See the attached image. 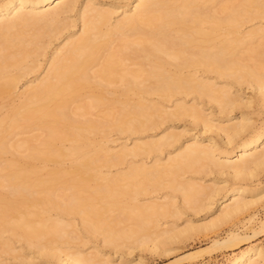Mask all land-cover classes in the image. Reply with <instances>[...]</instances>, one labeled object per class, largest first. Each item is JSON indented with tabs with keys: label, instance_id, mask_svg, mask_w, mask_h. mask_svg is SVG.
<instances>
[{
	"label": "bare ground",
	"instance_id": "1",
	"mask_svg": "<svg viewBox=\"0 0 264 264\" xmlns=\"http://www.w3.org/2000/svg\"><path fill=\"white\" fill-rule=\"evenodd\" d=\"M111 1L110 8L86 1L80 13V33L69 35L54 50L43 75H34L28 79L30 84L17 92L19 81L40 65L38 57L44 55L48 42L44 38L56 34L61 16L73 11L78 0H0V155L21 150L29 160L53 165L43 176L34 165L8 170L16 166L13 160L0 161V180L6 191L2 204L10 210L0 214L3 252L14 251L11 241L3 236L8 232L28 247L39 246L47 256L55 255L60 264H97L92 257L76 251L61 254L56 245L58 239L70 233V223L64 221V216L77 214L84 228L92 231L93 219L106 210L123 214L119 221L125 225L120 230H113L111 224L103 229L102 239L107 244L118 246V239L129 237H143L155 244L175 238L182 231L175 225L162 227L164 222H159L171 211H165L169 209L167 200L158 201L161 195L151 194L160 186L179 191L182 202L193 210L196 207L191 203L197 201H205L207 210L215 204L219 211L214 216L220 221L243 214L250 204L246 194L254 187L246 183L251 179L225 189L179 176L185 171H208L209 165L218 173L226 171L242 181L264 165V126H257L246 112L234 111L248 107L250 99L232 98L229 89L216 85L221 76L232 77L235 82L249 80L250 84L256 83V90L264 97V51H257L251 44L245 52L255 58V64L240 66L234 62L236 66L228 68L236 58L239 43L264 38V27L239 35L243 23L264 16V0ZM129 4V12L121 9L122 16L110 20L113 8ZM124 61L135 67L116 76ZM116 77L121 92L132 90L135 100L115 105L104 93L89 91L99 88L112 92L107 86L115 83ZM150 94L164 99L189 94L208 97L216 110L225 111L224 123L217 127L220 132L206 138L203 134L189 136L174 147L165 162L130 166L117 177L102 174L101 166L171 145L174 136L165 133L158 139L122 145L111 152L105 142H100L105 134L100 141L91 134L105 133L108 128L139 131L154 127L162 117L200 116L195 103L185 107L176 102L173 111H166L144 100ZM104 103L109 110L99 118L81 119L91 108ZM36 128H41L43 134L13 140L17 130ZM65 140L69 141L67 147L61 144ZM233 156L236 158L231 160ZM65 157L71 159L64 170L67 192L58 198V173L62 174L60 166ZM163 175L168 176L166 181H159ZM117 178L124 182L118 183ZM150 194L148 201H140V196ZM186 222H192L191 218ZM248 237L230 234L214 245H233ZM228 264H264V248L249 247Z\"/></svg>",
	"mask_w": 264,
	"mask_h": 264
},
{
	"label": "rangeland",
	"instance_id": "2",
	"mask_svg": "<svg viewBox=\"0 0 264 264\" xmlns=\"http://www.w3.org/2000/svg\"><path fill=\"white\" fill-rule=\"evenodd\" d=\"M86 1L89 4L96 5L103 3V7L105 8H110L113 4L111 0H78V3L73 11L61 16L60 21L58 22L61 28L56 31V34L54 36L44 38V40L48 42L44 50V55L38 57L40 65L36 71L26 75L19 81L15 91H23L30 84L28 79H32L34 75H37L38 78L42 76L47 64L54 55V50L57 47H60L69 35H77L80 33V13ZM129 7L130 4L117 9L111 8L114 12L111 14L110 20L114 22L119 19L122 16L121 9H126V11L129 12ZM38 9L39 8L36 10ZM257 27H264V16L243 23L239 27V35ZM244 42H246V44H244ZM244 42H242L243 44L239 43L236 46L237 53L235 56L236 58L234 57L235 61L233 60V64L228 68H233L239 64L240 66L244 64H255V58L251 57L253 54L251 53V58H249L247 55L249 52H245L247 50L246 47L249 48L251 44V47H255L256 50L258 49L257 51H264V38L260 37L248 42L245 40ZM234 62H236V65ZM133 67L135 66L130 64L129 61H124V63H122V68L117 71L116 76L123 73L124 69ZM211 76L212 74L208 77L209 80H211ZM216 82L217 86L223 85L226 89H229L232 98L235 97L236 99L240 97L241 101H247L250 99L248 107L241 106L242 108L239 107L234 111L237 112V110H241L242 112H246L250 115V120L254 121L257 126H264V97H262L260 92H258L259 90H256L255 82H252L251 84L249 83V80L235 82V80H232V77L227 76H221ZM107 87L109 91L112 92L107 93L105 90L99 88H91L89 91H93L95 95L104 93L105 97L113 100L115 105H118V102L125 100L133 101L136 99V95L132 90L126 93L121 92V82L118 77H116L115 83L110 84ZM174 96L164 99L162 97H158L156 94H150L145 95L144 100L151 103H157V106L165 108L166 111H173L174 104L176 102H180L185 107L191 106L195 103V106L200 108L197 112L200 116L193 119L187 115H179L178 117H162V119L157 120L159 122L154 125V127L139 131H126L108 128L105 133L91 134V137L93 139L95 138L96 141H100V138L104 137L102 134H105V138L100 142H105V145L111 152L118 151L122 145L129 147L133 143H141L144 141L158 139L165 133H171L174 136L175 141L172 140L173 142L171 141V145H164L161 146L160 149H154L146 153L143 152L134 157L126 156L113 165L101 166L100 170L102 174H108L109 176L114 175L117 177L119 173L127 171L130 166L140 165L142 163H144L145 166H149L152 164L154 165L155 162H165L167 156H171L173 154L172 150L174 147L178 145L179 142L188 139L189 136L203 134V137L206 138L217 135V133L220 132L217 127L224 123L225 111L219 112L216 110L214 107L215 103L209 101L208 97L195 98L193 94H189L187 96ZM107 110H109V107L106 103L100 104L97 108H91L90 112L83 115L82 118H79L97 119L101 113ZM206 123H208V125L204 126ZM66 129L67 131L70 130L68 127ZM30 134L41 135L43 132L41 128L17 130L13 136V140L24 139ZM33 143L37 144V141L35 140ZM223 143L224 142L222 141V144ZM61 144L67 147L69 145V141L65 140L61 142ZM21 152L23 151L20 150V152H14V154L11 152L3 153L0 155V161L10 159L13 160L16 166H13L8 170L18 169L30 164L34 165L38 169L39 175L43 176L46 171L53 166L51 162L43 164L38 161L29 160L27 157L23 156ZM235 158L236 156H233L231 157V160ZM70 162L71 159L65 157L61 163L60 172H62V174L58 173V198L67 192L63 180L66 179L67 175L64 174V170L68 169ZM206 167L208 168V171H185L179 177H184L190 182H198L202 185H210L212 187L216 185L225 186V189L235 187L240 182L251 179V181H247L248 183H246V186H253L254 190L246 194V197L250 200V204L243 214L226 221H220V219H215L216 217L214 216L219 211L215 204H212V206L207 210V208H205L206 205H204L205 201H197L195 203H191L193 207H196V210H193L182 202L179 191L173 188L160 186L156 189L157 191L151 194L153 196L156 194L157 196L161 195L159 199H157L158 201L167 200L168 204H166V207L169 209L165 208V211L168 212L170 208L171 211L165 215L166 217L162 216L159 222H164L162 227H172V225H175V229L182 231L179 236L175 238L173 237L170 240H160V242L157 241L156 244L155 241L150 239L146 240L143 237L122 238L118 239L120 241L117 240L116 243L118 246H113L103 241V229H105L107 225L111 224L114 228H112L113 230H120L123 226H125L123 222L119 221V219H122L123 214H120L117 210L104 211L102 215L93 219L94 224L91 226L92 231L84 228L85 226L81 224L77 214H71L63 217L64 221L70 223L67 228L70 233L68 232L61 239H58V243L56 245L58 247L57 252L60 251L61 254H65L76 251L85 257H92V260H96L98 262L97 264H228L237 254L249 247L264 248V165L256 168L255 175L250 178L246 177V179L242 181L237 178H233L229 172L223 171L222 173H218L209 165ZM1 172L4 171L2 170ZM163 176L164 177H161L162 180L159 181H166L168 176ZM117 179L118 183L124 182L120 178ZM0 182V214H5L9 213L10 210H7V208L2 204V198L5 196L6 191L3 187V181L0 180ZM93 184L94 182H90L91 186ZM151 194L149 196H140V201H148L147 198L152 196ZM165 194L166 197L163 199ZM202 205H204V207ZM173 212L175 213L174 215ZM186 218H191L192 222H186ZM106 220L107 223L105 222ZM186 226L187 229L185 231L182 230L183 228L185 229ZM92 227L93 229L95 228V231ZM230 234H237V236L240 237H249L238 241L236 244L233 243V245L227 246L219 243L216 246L214 245L215 241H222V238L227 239ZM9 235L10 234L8 232L3 233V236L11 241L14 251L6 253L0 250V260L2 264H60L55 255L53 257H49L43 253L41 249H39V246L28 247L22 240H18L16 237ZM140 241H142V243H140ZM22 243L25 246L24 249L21 248ZM50 246L51 245H49V247L47 246V248L52 250L53 248H50ZM53 246L54 245H52V247ZM67 264H69V262Z\"/></svg>",
	"mask_w": 264,
	"mask_h": 264
}]
</instances>
